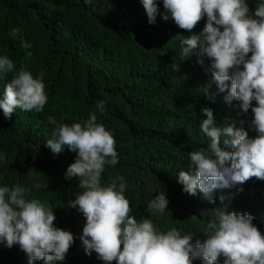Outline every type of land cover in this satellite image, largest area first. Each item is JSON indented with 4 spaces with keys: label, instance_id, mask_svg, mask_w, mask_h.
Wrapping results in <instances>:
<instances>
[{
    "label": "trees",
    "instance_id": "1",
    "mask_svg": "<svg viewBox=\"0 0 264 264\" xmlns=\"http://www.w3.org/2000/svg\"><path fill=\"white\" fill-rule=\"evenodd\" d=\"M257 2L248 0V6ZM164 11L158 3L155 23L149 24L139 0H0V55L14 65L0 77V95L23 67L34 78L42 76L48 97L40 112L16 108L5 119L0 111V185L25 188L27 199L54 211V226L79 240L85 218L70 204L84 189L76 177L65 178L75 153L65 147L54 154L45 142L59 125L82 123L95 112L118 154L116 165L105 166L101 183L123 177L124 196L137 220L149 218L162 232L175 227L203 243L207 223L220 212L248 213L264 235V185L216 190L209 203L199 192H183L177 182L179 171H191L188 152L208 148L199 129L202 107L213 110L217 126L234 123L250 137L256 133L250 130V109L242 112L236 100L224 103L226 93H218L212 82L207 58L181 60L180 41L190 33L163 20ZM204 23L202 18L192 32L200 34ZM13 28L21 29L16 37L9 34ZM21 37L30 49L20 46ZM101 101L104 111L96 112ZM157 192H165L169 203L164 213L152 215L147 205ZM80 251L73 242L67 261L55 264H105L80 259ZM0 264H28V258L17 245H0Z\"/></svg>",
    "mask_w": 264,
    "mask_h": 264
},
{
    "label": "clouds",
    "instance_id": "2",
    "mask_svg": "<svg viewBox=\"0 0 264 264\" xmlns=\"http://www.w3.org/2000/svg\"><path fill=\"white\" fill-rule=\"evenodd\" d=\"M139 2L149 24L155 23L157 5L162 3L165 11L161 18L171 19L179 29L190 33L180 41L181 60L193 55L207 58L212 82L218 93H226L224 103L231 105L234 100L239 101L242 112L250 109L252 113L250 130L255 131L254 137L234 123L217 126L213 110L201 108L205 118L199 122V129L209 144L207 150L188 152L191 171L181 170L176 177L182 191L192 196L199 192L212 203L216 190L241 191L249 184L261 188L264 185V0L250 6L248 0ZM249 8L254 9L250 12ZM202 18L205 23L201 33H193ZM20 31L13 28L9 34L16 37ZM20 46L31 48L22 37ZM197 63L203 61L198 59ZM13 70L12 60L0 55V77ZM44 89L41 75L34 78L23 67L17 69L0 95V111L5 119L16 108L42 111L48 100ZM103 111L101 101L96 112ZM52 136L53 139L45 142L52 153L58 154L65 147L75 153L65 178L76 177L79 188L84 189L70 205L85 218V223L77 240L70 232L54 226V211L37 199H27L25 188L0 185V245L7 248L17 245L28 258V264L36 260H42L43 264L63 261L73 242L81 247L80 259H99L105 264L113 260L116 264H264V235L248 213L220 212L207 223L203 243L194 235H181L175 227L162 232L149 218L137 220L124 196L127 185L123 177L117 176L107 185L101 183L105 166L116 165L118 154L113 135L97 123L95 112H89L82 123L59 125ZM3 159L0 154V161ZM168 203L165 192H157L147 205L148 212L162 214Z\"/></svg>",
    "mask_w": 264,
    "mask_h": 264
}]
</instances>
